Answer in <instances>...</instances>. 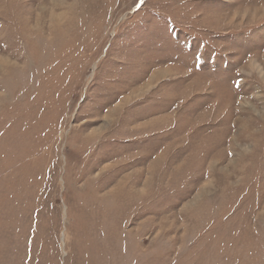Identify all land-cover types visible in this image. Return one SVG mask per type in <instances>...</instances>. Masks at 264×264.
<instances>
[{
	"label": "rangeland",
	"instance_id": "rangeland-1",
	"mask_svg": "<svg viewBox=\"0 0 264 264\" xmlns=\"http://www.w3.org/2000/svg\"><path fill=\"white\" fill-rule=\"evenodd\" d=\"M0 264H264V0H0Z\"/></svg>",
	"mask_w": 264,
	"mask_h": 264
}]
</instances>
